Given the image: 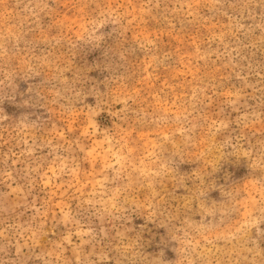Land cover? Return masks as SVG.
Wrapping results in <instances>:
<instances>
[{"label":"clouds","instance_id":"obj_1","mask_svg":"<svg viewBox=\"0 0 264 264\" xmlns=\"http://www.w3.org/2000/svg\"><path fill=\"white\" fill-rule=\"evenodd\" d=\"M0 264H264V0H0Z\"/></svg>","mask_w":264,"mask_h":264},{"label":"rangeland","instance_id":"obj_2","mask_svg":"<svg viewBox=\"0 0 264 264\" xmlns=\"http://www.w3.org/2000/svg\"><path fill=\"white\" fill-rule=\"evenodd\" d=\"M164 39H165V43H166V45H167L168 47H173V46H175V44L178 43V41H176L175 39L169 40L168 37H165ZM178 78H179V77H178Z\"/></svg>","mask_w":264,"mask_h":264}]
</instances>
